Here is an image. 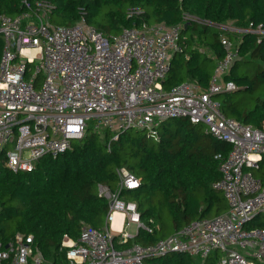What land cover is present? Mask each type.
Returning a JSON list of instances; mask_svg holds the SVG:
<instances>
[{"label": "built area", "instance_id": "2783aa9c", "mask_svg": "<svg viewBox=\"0 0 264 264\" xmlns=\"http://www.w3.org/2000/svg\"><path fill=\"white\" fill-rule=\"evenodd\" d=\"M51 12L48 2L39 1L19 14L0 15V155L4 151L13 171H32L43 155L71 150L90 122L95 131L111 130V140L130 129L157 139L164 120L185 117L231 145L227 156H215L221 178L213 184L224 193L228 212L193 220L154 243L116 247L134 236L130 225L152 232L154 223L143 221L135 201L122 200L123 190L141 186L123 166L115 190L99 186L109 200L106 228L83 224L78 240L65 234L61 247L67 248V260L57 264H145L171 252L206 259L216 250L223 253L222 264H264V227L249 226L264 213V183L254 174L264 158V121L257 127L227 116L217 99L237 88L225 76L241 58L239 42L226 31L261 34L264 24L222 26L225 53L207 88L194 79L165 89L173 55L185 48L183 24L124 27L106 36L84 19L54 24ZM10 143L14 148L8 150ZM116 213L122 219L112 227ZM0 264H45V259L33 235L17 233L6 243L0 239Z\"/></svg>", "mask_w": 264, "mask_h": 264}, {"label": "trees", "instance_id": "16d2710c", "mask_svg": "<svg viewBox=\"0 0 264 264\" xmlns=\"http://www.w3.org/2000/svg\"><path fill=\"white\" fill-rule=\"evenodd\" d=\"M39 1L52 6V23L72 26L84 19L106 36L117 35L124 27L183 24L185 48L173 55L163 80L165 89L194 79L207 88L216 61L225 53L220 39L222 26L264 24V0H0V15L19 14L28 6L35 8ZM225 34L239 42L241 58L225 76V81L233 80L237 88L217 95V99L227 116L262 127L264 93L251 104L250 99H238V92L253 93L264 86V33ZM2 47L0 36V54ZM248 58L256 62L255 74L236 73L238 62ZM204 129L201 124L178 117L163 121L157 139L147 134L133 135L131 130H140L130 129L111 140V130L99 132L91 127L71 150L56 157L43 155L34 170L26 172L13 171L3 151L0 239L6 243L17 233L33 235V246L41 250L45 264L66 261L67 248L61 247L65 234L78 240L83 224L105 228L109 200L100 194L99 186L115 190L117 169L123 166L141 179V186L123 190L122 194L137 203L144 222L149 218L155 222L152 232L141 229L124 244L115 242L116 247L154 243L193 220L224 213L226 199L213 188L221 178V160L215 156H227L231 145ZM254 174L264 183V158ZM262 215L258 214L249 226L264 227ZM220 253L216 250L202 260L185 252H171L149 258L145 264H220Z\"/></svg>", "mask_w": 264, "mask_h": 264}, {"label": "rangeland", "instance_id": "374dc122", "mask_svg": "<svg viewBox=\"0 0 264 264\" xmlns=\"http://www.w3.org/2000/svg\"><path fill=\"white\" fill-rule=\"evenodd\" d=\"M257 65H256V62L251 60V59H244V61H239L237 66H236V73H239L241 75H245V74H249L251 76H253L255 74V71H256V68ZM264 93V86H259L253 93H250V92H247V91H241V92H238V99H250L251 101V104L253 103L254 99L256 98V96H259V95H263ZM90 126L92 127L93 126V122H90ZM204 128H205V125H204ZM131 133L133 135H136V136H142L144 134H146L145 131H140L139 133L136 132V130H131ZM13 144L10 143L8 146H7V149L8 150H11L13 149ZM130 199V196L126 195V194H122V200L126 201V200H129ZM262 218V221L264 222V213L263 215L261 216ZM114 226V223L112 225V227ZM115 227V226H114ZM136 227L132 224L130 225V227L128 228V231L129 233L131 234H135V229ZM170 228H168L167 230H169ZM167 230L165 231V234L167 232ZM169 232V231H168ZM223 257V254L222 252L220 253V256H219V260H221ZM204 260V259H202ZM220 264H222V262L220 261Z\"/></svg>", "mask_w": 264, "mask_h": 264}, {"label": "crops", "instance_id": "0c3cea01", "mask_svg": "<svg viewBox=\"0 0 264 264\" xmlns=\"http://www.w3.org/2000/svg\"><path fill=\"white\" fill-rule=\"evenodd\" d=\"M202 125V124H201ZM203 127H204V125H203ZM205 131H206V126H205V129H204ZM223 193V192H222ZM223 195H224V193H223ZM224 197H225V195H224ZM225 199H226V197H225ZM229 208V205H228V201H227V199H226V211L224 212V213H226V212H228V209ZM218 215V214H217ZM211 217H215V216H211ZM122 219V215L120 214H118L117 216H116V220L114 221V226L115 227H117V226H119L120 225V220ZM150 219V218H149ZM153 219V218H152ZM154 220V219H153ZM149 221V220H148ZM154 222H155V220H154ZM135 226V225H134ZM136 227V226H135ZM105 228H106V226H105ZM136 229V231H135V234H133L134 236L133 237H130L131 239H133L134 237H135V235L141 230V229H137V227L135 228ZM133 243H136V242H133ZM132 243V244H133ZM131 245V244H130Z\"/></svg>", "mask_w": 264, "mask_h": 264}, {"label": "bare ground", "instance_id": "6f19581e", "mask_svg": "<svg viewBox=\"0 0 264 264\" xmlns=\"http://www.w3.org/2000/svg\"><path fill=\"white\" fill-rule=\"evenodd\" d=\"M118 214L120 215V213H116V216H117Z\"/></svg>", "mask_w": 264, "mask_h": 264}]
</instances>
